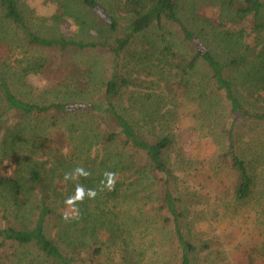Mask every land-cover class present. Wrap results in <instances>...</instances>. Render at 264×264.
<instances>
[{
	"label": "trees",
	"instance_id": "1",
	"mask_svg": "<svg viewBox=\"0 0 264 264\" xmlns=\"http://www.w3.org/2000/svg\"><path fill=\"white\" fill-rule=\"evenodd\" d=\"M49 1L53 23L38 27L27 0H0V264H94L107 250L120 264H155L136 242L143 210L125 205L152 193L177 264H193L184 204L202 198L177 193L178 171L192 166L171 156L177 111L195 107L208 128L198 136L219 148L215 173L233 178L234 202L251 200L256 159L240 142L264 124V0ZM83 50L106 53L110 68L74 70L69 54ZM77 167L89 175L65 180ZM77 184L97 195L73 208Z\"/></svg>",
	"mask_w": 264,
	"mask_h": 264
},
{
	"label": "rangeland",
	"instance_id": "2",
	"mask_svg": "<svg viewBox=\"0 0 264 264\" xmlns=\"http://www.w3.org/2000/svg\"><path fill=\"white\" fill-rule=\"evenodd\" d=\"M48 1L27 0L38 27L53 23L56 5ZM205 8L202 7V10ZM206 13L218 22L217 12L209 9ZM74 30L75 26L69 21L61 24L63 33L71 34ZM69 57L75 61L70 64L74 70L86 71L91 64H97L100 70L110 68L109 56L104 52L83 50L71 53ZM131 73L136 77L143 76L138 75L134 68ZM41 81H35L39 91L46 83ZM194 110L193 106L182 105L177 111V129L181 139L176 151L171 153L172 159H175L177 151H182L192 165L187 167L186 172L178 171L177 193L184 194L190 188L202 198L199 203L184 204L189 209L185 220L186 234L200 246L192 256L193 264H264V191L261 190L264 178V124H252L240 142V152L256 159L248 161L252 163L253 173L259 176V189L248 202L236 203L232 200L233 178L224 172L215 173V156L219 148L211 139L198 136L203 131L207 133L208 128H200L201 123L197 122ZM125 205L136 218L141 217L140 209L143 210L136 242L138 246L142 245L144 262L177 264L170 232L164 231L159 222V194L152 193L149 198L134 203L127 201ZM133 221L136 223L135 219ZM94 264L120 263L118 255L107 250Z\"/></svg>",
	"mask_w": 264,
	"mask_h": 264
},
{
	"label": "clouds",
	"instance_id": "3",
	"mask_svg": "<svg viewBox=\"0 0 264 264\" xmlns=\"http://www.w3.org/2000/svg\"><path fill=\"white\" fill-rule=\"evenodd\" d=\"M88 175L89 173L86 172L82 167H77L73 172L65 173L64 179L65 180L79 179L80 176L87 177ZM105 176L107 177V184L105 185V187H107L109 190H112L115 184V174L111 172H105ZM86 195L89 198H95V196L97 195V192L93 189H88L86 192L82 185L77 184L75 195L72 197H69L65 201V203L75 208L76 202L77 201L82 202ZM64 219L66 221L69 219V216L67 213H65Z\"/></svg>",
	"mask_w": 264,
	"mask_h": 264
}]
</instances>
